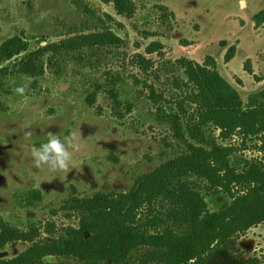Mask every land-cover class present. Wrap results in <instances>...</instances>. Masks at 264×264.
Here are the masks:
<instances>
[{
  "label": "rangeland",
  "instance_id": "374dc122",
  "mask_svg": "<svg viewBox=\"0 0 264 264\" xmlns=\"http://www.w3.org/2000/svg\"><path fill=\"white\" fill-rule=\"evenodd\" d=\"M132 2L134 15L126 18L116 14L112 0H0V44L20 36L28 43L26 53L106 29L123 39L119 46L46 54L41 76L0 75V223L31 234L0 247V260L78 227L73 205L82 199L128 192L141 176L187 154V143L193 142L178 140L171 121L180 98L173 81L185 79L179 57L191 55L199 63L212 57L243 101L264 89V24L253 21L264 10V0H246L243 8L239 0ZM155 41L163 49L149 53L146 48ZM231 46L234 57L225 62ZM140 56L150 67L139 64ZM246 60L260 81L243 70ZM12 63L4 66L12 68ZM18 86L26 88L23 96L13 92ZM151 90L158 100L150 99ZM179 119L184 126L187 115ZM49 131L62 140L81 131L70 149L69 167L55 173L47 166L35 168L31 157L33 146L46 142ZM238 157L257 159L264 168V158L252 146L243 153L239 149ZM140 254L134 252L125 264H137ZM251 256L264 261V222L213 250L207 264H243ZM43 261L56 264L50 257Z\"/></svg>",
  "mask_w": 264,
  "mask_h": 264
},
{
  "label": "trees",
  "instance_id": "16d2710c",
  "mask_svg": "<svg viewBox=\"0 0 264 264\" xmlns=\"http://www.w3.org/2000/svg\"><path fill=\"white\" fill-rule=\"evenodd\" d=\"M112 1L117 15H134L132 0ZM253 21L264 24V10ZM122 43L118 34L106 29L72 35L26 53L28 43L16 36L0 44V75L41 76V57L46 54ZM162 49L157 41L146 48L149 53ZM234 54L231 46L225 62ZM11 60L12 68L4 66ZM50 60L48 57L47 62ZM176 63L185 79L173 81L180 98L175 103L178 113L171 121L178 140L193 142L187 143V154L141 176L128 192L95 193L75 203L78 227L65 229L59 239L31 245L0 264H55L44 263L46 257L56 264L63 259L78 264H125L137 251H141L137 264H207L213 250L264 222V168L256 164H262L257 159L238 157L239 149L243 153L252 146L264 158V89L243 101L219 74L212 57L199 63L182 56ZM139 64L148 68L151 63L140 56ZM243 70L261 80L253 74L249 60ZM158 98L151 90L150 99ZM182 114L187 115L184 126L179 119ZM213 129L217 135H212ZM236 142L238 145L233 144ZM210 203L214 205L210 207ZM28 238L31 234L0 223V247ZM243 264L264 261L251 256Z\"/></svg>",
  "mask_w": 264,
  "mask_h": 264
},
{
  "label": "clouds",
  "instance_id": "9594fccd",
  "mask_svg": "<svg viewBox=\"0 0 264 264\" xmlns=\"http://www.w3.org/2000/svg\"><path fill=\"white\" fill-rule=\"evenodd\" d=\"M240 7H246V0H239ZM16 95L23 96L26 92L24 86H18L13 89ZM31 131L26 135L31 136ZM48 139L38 148L33 146L31 149V157L35 168L39 169L47 166L51 172H59L69 167L72 152L70 149L75 147L76 142L81 137V131H73L64 136L63 140L52 131L47 133Z\"/></svg>",
  "mask_w": 264,
  "mask_h": 264
},
{
  "label": "crops",
  "instance_id": "0c3cea01",
  "mask_svg": "<svg viewBox=\"0 0 264 264\" xmlns=\"http://www.w3.org/2000/svg\"><path fill=\"white\" fill-rule=\"evenodd\" d=\"M80 34H85V33H80ZM187 47V46H186ZM186 47H182V49L186 48ZM190 54V53H187ZM190 58L194 59L191 55H188Z\"/></svg>",
  "mask_w": 264,
  "mask_h": 264
},
{
  "label": "flooded vegetation",
  "instance_id": "af4514ba",
  "mask_svg": "<svg viewBox=\"0 0 264 264\" xmlns=\"http://www.w3.org/2000/svg\"><path fill=\"white\" fill-rule=\"evenodd\" d=\"M209 260V259H208ZM208 263V262H207Z\"/></svg>",
  "mask_w": 264,
  "mask_h": 264
}]
</instances>
